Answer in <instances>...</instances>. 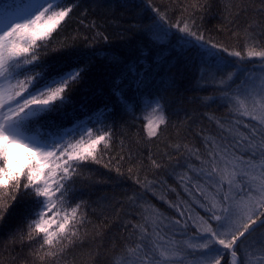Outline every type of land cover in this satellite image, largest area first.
Here are the masks:
<instances>
[{
	"label": "snow or ice",
	"instance_id": "snow-or-ice-1",
	"mask_svg": "<svg viewBox=\"0 0 264 264\" xmlns=\"http://www.w3.org/2000/svg\"><path fill=\"white\" fill-rule=\"evenodd\" d=\"M93 2L104 6L102 0ZM77 6L75 0H39L30 11L0 27V221L19 195L35 197L28 231L18 236L21 243L40 241L30 253L40 264L58 260L81 241L84 202L73 203L77 177L84 164L100 163V153L112 139L103 113L88 125L77 119L67 127L52 119L67 117L74 103L71 91L82 82L88 66L62 70L42 63L40 50ZM147 8L154 15L140 30L154 44L171 45L156 57L157 62L175 51L177 57L195 63L196 86L212 92L202 97V103H223L235 117L243 118L244 130L240 119L235 124L217 121L220 137L206 139V154L196 150L199 164L188 165L194 177L179 175L183 190L206 215H193L188 206L165 201L177 213L170 219L154 206L140 203L141 196H130L129 204L139 209L135 213L139 219L121 225V242L109 264H222L226 255L229 264L238 260L264 264V0L253 9L260 19L246 21L242 31L237 18L247 16L249 6L238 4L234 10L231 0L225 4L217 31L229 32L230 38L241 42L237 47L207 34L204 17L197 13L207 12L210 0L181 5V16L174 23L151 0ZM96 35L107 40L100 32ZM141 55L147 52L142 50ZM109 60L119 62L116 57ZM144 75L137 63L125 66L112 88L121 104L131 107L120 85L128 80L125 87L139 90L145 86ZM146 108L154 116L146 122L147 136L154 138L168 118L160 99ZM151 164L161 167L155 159ZM116 171L121 174L119 168ZM134 183L150 190L153 182L145 178L142 183L137 175ZM189 221L195 229L192 235H188ZM177 235L187 238L177 239ZM10 242L15 243L16 236Z\"/></svg>",
	"mask_w": 264,
	"mask_h": 264
},
{
	"label": "trees",
	"instance_id": "trees-1",
	"mask_svg": "<svg viewBox=\"0 0 264 264\" xmlns=\"http://www.w3.org/2000/svg\"><path fill=\"white\" fill-rule=\"evenodd\" d=\"M28 1L0 0V21L9 15L11 8ZM75 2L78 6L74 7L70 18L53 33L48 46L40 50L41 62L62 70L86 64L88 70L82 82L71 91L74 103L68 109L67 117L52 119L71 127L77 119L86 125L94 123L103 113L107 117L105 127L111 129L112 139L110 147L101 151L100 163L84 164L77 177L73 203L84 202L81 212L85 221L79 231L82 242L69 246L58 260H49L47 264H109L114 248L121 242V225L139 219L135 215L139 209L129 204L130 196H141L140 203L154 206L170 219L177 218V213L165 201L188 206L193 215H206L193 202V196L183 190L179 175L187 173L194 177L188 165L199 164L194 155L196 150L200 155L206 154V139L220 137L221 129L217 121L235 124L236 119H240V130L243 131L244 120L235 117L223 103L211 106L202 103V97L212 92L211 89L196 86L199 72L195 63L177 57L175 51L157 62L156 57L166 48L171 49V45L154 44L150 35L140 30L151 23L150 18L154 15L147 8V0H102V7L96 6L93 0ZM151 2L161 11H167L169 22L174 23L181 16V5L191 0ZM227 2L210 0L211 8L197 15H203V26L209 36L237 47L241 42L230 38L229 32L217 31ZM231 3L234 10L238 4L249 6L248 15L241 14L237 18L241 31L246 21L260 19L253 12L259 7V0H231ZM93 23L95 28L91 26ZM197 23L200 21L197 20ZM97 32L106 36L107 40L97 36ZM175 43L173 38L172 44ZM142 50L147 52L146 56L141 55ZM109 57H116L119 62H111ZM140 61L143 63H138ZM129 63H137L138 68L145 70V86L139 90L135 86L125 87L128 80L120 85L131 105L126 107L118 101L112 88ZM156 99L163 104L168 122L161 126L157 137L149 138L143 105L144 101ZM228 126L226 123L225 127ZM189 149L193 154L189 153ZM152 159L161 164L159 169L152 167ZM117 168L121 174L117 173ZM137 175L142 183L145 178L153 182L150 190L134 183ZM194 195L202 199L199 194ZM160 196L164 200L159 199ZM34 199L19 195L16 201L10 202L11 206L0 221V264H40L30 255L39 248L40 241L29 243L25 240L21 243L18 236V233L26 234L28 231L27 225L35 208ZM189 225L188 235H192L195 229L190 221ZM13 236H16L15 243L10 242ZM176 238L187 237L177 235ZM229 261L230 256L226 255L222 264H229Z\"/></svg>",
	"mask_w": 264,
	"mask_h": 264
},
{
	"label": "rangeland",
	"instance_id": "rangeland-1",
	"mask_svg": "<svg viewBox=\"0 0 264 264\" xmlns=\"http://www.w3.org/2000/svg\"><path fill=\"white\" fill-rule=\"evenodd\" d=\"M39 2V0H29L28 2L24 3L23 5L20 6H15L13 8H11V11H9V15H7L6 17H4L1 21H0V27H2L4 24H6L7 22H9L11 19L15 18L16 15L30 11L32 9L33 6H35V4H37ZM155 101H144V105H143V117L145 120V123L147 122L148 119H152L154 118L153 114L151 113V109H147L146 105H148L149 103H154Z\"/></svg>",
	"mask_w": 264,
	"mask_h": 264
}]
</instances>
